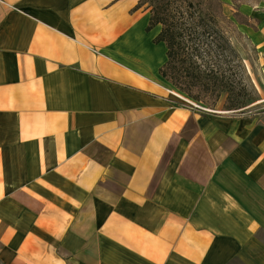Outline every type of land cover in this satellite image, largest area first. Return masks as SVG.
Here are the masks:
<instances>
[{"label":"crops","instance_id":"0c3cea01","mask_svg":"<svg viewBox=\"0 0 264 264\" xmlns=\"http://www.w3.org/2000/svg\"><path fill=\"white\" fill-rule=\"evenodd\" d=\"M136 2L0 0L4 264H264L216 179L264 194V123L168 90Z\"/></svg>","mask_w":264,"mask_h":264},{"label":"trees","instance_id":"16d2710c","mask_svg":"<svg viewBox=\"0 0 264 264\" xmlns=\"http://www.w3.org/2000/svg\"><path fill=\"white\" fill-rule=\"evenodd\" d=\"M140 7L148 12L146 31L155 32L152 42L165 47L158 70L164 80L194 100L233 88L237 52L223 23L222 0H137L133 10ZM232 16L251 25L238 7Z\"/></svg>","mask_w":264,"mask_h":264},{"label":"rangeland","instance_id":"374dc122","mask_svg":"<svg viewBox=\"0 0 264 264\" xmlns=\"http://www.w3.org/2000/svg\"><path fill=\"white\" fill-rule=\"evenodd\" d=\"M222 4L227 17L223 23L225 22L231 43L237 52V56H233L235 80L229 85L233 88L230 87L228 92H221L217 98L208 92L201 100H194L166 80L165 85L168 90L186 98L187 100L177 96L193 108L197 107L190 101L213 111L256 118L264 123V0H222ZM235 7L250 18L251 25L237 23L233 19ZM147 34L151 48L149 63L161 64L165 58L163 45L152 42L154 31ZM216 179L259 221L261 226L257 234L264 241V194L228 162L223 165ZM0 264L4 263L0 261Z\"/></svg>","mask_w":264,"mask_h":264},{"label":"built area","instance_id":"2783aa9c","mask_svg":"<svg viewBox=\"0 0 264 264\" xmlns=\"http://www.w3.org/2000/svg\"><path fill=\"white\" fill-rule=\"evenodd\" d=\"M176 96H178V97H180V98H183V99H185V100H187L186 98H184L183 96H181V95H179V94H177V93H175V92H173ZM190 103H192L194 106H196L197 108H200V109H203V110H210V109H208V108H205L204 106H202V105H198V104H195L194 102H191L190 101Z\"/></svg>","mask_w":264,"mask_h":264}]
</instances>
